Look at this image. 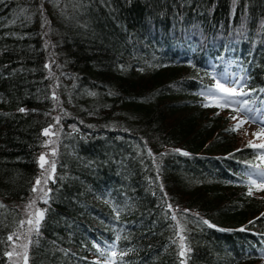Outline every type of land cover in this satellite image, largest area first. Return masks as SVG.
I'll return each mask as SVG.
<instances>
[{
    "label": "trees",
    "instance_id": "obj_1",
    "mask_svg": "<svg viewBox=\"0 0 264 264\" xmlns=\"http://www.w3.org/2000/svg\"><path fill=\"white\" fill-rule=\"evenodd\" d=\"M222 75L264 105V0H0V264H262Z\"/></svg>",
    "mask_w": 264,
    "mask_h": 264
},
{
    "label": "rangeland",
    "instance_id": "obj_2",
    "mask_svg": "<svg viewBox=\"0 0 264 264\" xmlns=\"http://www.w3.org/2000/svg\"><path fill=\"white\" fill-rule=\"evenodd\" d=\"M236 76L230 79H223L221 81V83H224L226 87H234L237 88V90L241 89V84H239V82L237 83V81H235ZM217 83V82H216ZM214 84L213 88L209 89V91H213L215 92V85ZM217 95H221L220 93H216ZM208 100L210 101V98L207 97ZM234 99L236 100H247V96L244 97H235ZM214 103V102H212ZM249 107L255 108V109H264V105H248ZM233 108L237 107V105H233ZM219 112L230 117V115L232 116H236L238 119L237 120H231V123L233 125H237L239 123L240 120H245V115L242 112H235V111H231V109L229 108H218ZM253 115H258V113H253ZM262 119H264V116H261ZM46 130V129H45ZM48 130V135H46L48 138H50L52 136L51 134V130L50 128H47ZM238 135L240 137V144L241 145H246L249 141H252L253 143L256 144H262L264 143V133H261V125L259 123H253L251 120H247L238 130ZM44 133V132H43ZM253 133H261L258 136H254ZM45 135V134H44ZM264 151V150H262ZM52 150L51 149H46L44 151H42L39 156H38V163H39V168H40V176L37 178V180H39L41 183L39 185H37V180L34 183V187L37 188V191H35V193L37 195H35V197H41L40 194V185L41 186V192H42V196L43 194L46 192V188L45 185H47V181L50 180L52 178L53 172H54V168L53 166L50 164V159H49V155L51 154ZM43 156L44 157V166L41 167V161H40V157ZM261 166H262V170H264V161H261ZM255 180H257V185H255L254 188V194H256L257 196H261L264 197V190H260L259 189V180L260 177L254 175L253 177ZM45 188V189H44ZM39 197V198H40ZM31 205V206H30ZM23 207H25L26 209V223H28L29 220L32 221L31 224L35 225L36 224V220L39 219V215L41 212L38 210H34L35 209V205L30 204V202L27 205H24ZM14 248V247H13ZM23 247H15L10 253L12 254L10 256V264H26L25 262V254L24 251L22 249ZM22 249V250H20ZM17 250H20L19 252ZM262 264H264V258L262 259Z\"/></svg>",
    "mask_w": 264,
    "mask_h": 264
},
{
    "label": "snow or ice",
    "instance_id": "obj_3",
    "mask_svg": "<svg viewBox=\"0 0 264 264\" xmlns=\"http://www.w3.org/2000/svg\"><path fill=\"white\" fill-rule=\"evenodd\" d=\"M215 89L216 91H209L208 93H201V95H206L207 97L210 98V103L205 104V107H209V106H215L221 109L224 108H229L231 109V111H235V112H242L245 115V120H240L239 123L237 125H234L232 128L227 129V131L230 132H235L237 131L247 120H251L253 123H259L261 125V133H264V119L261 118V116H264V109H255L252 107H249V101L248 100H236L234 99L235 97H244V96H249L250 93L244 92L242 90H237V88L234 87H226L224 83H221L220 81H217L216 85H215ZM264 91V90H262ZM220 93L221 95H217L216 93ZM214 102V103H212ZM237 105V107L233 108V105ZM21 111H24L23 109H21ZM253 113H258V115H253ZM217 115H219V113H217ZM232 120H237L238 118L236 116H230L229 117ZM261 133H253L254 136H258ZM44 134L48 135V130H44ZM246 147L253 149L255 152H257V155L259 157V159L261 161H264V143L262 144H256L253 143L252 141H249L246 145ZM239 151V149H238ZM185 155H187V153H185ZM40 161H41V167L44 166V157L41 156L40 157ZM255 169H257V171H255V173H249V179L251 184L253 185H257V180L252 179V175H256L260 177L259 180V189L260 190H264V170H260L259 169V165H255L253 166ZM54 168V165H53ZM41 182L39 180H37V185H39ZM33 191H37V188H33ZM45 195H47V193H45ZM248 195H252V190L251 188L249 189ZM46 202V201H45ZM31 206V205H30ZM39 215V219L36 220V225L38 226L40 223V219H42V213L38 214ZM173 219H175V217H173ZM29 224L32 223L31 220L28 221ZM205 224H207V221H204ZM250 223H254L253 221H250ZM212 225H209V227H211ZM243 230V229H241ZM38 231V229H37ZM9 239L11 240L12 237L10 236ZM183 239V238H182ZM24 247L26 248L27 245H24ZM183 249V245L181 246ZM102 256L105 255L104 252L100 253ZM9 256H11L12 254L9 253ZM115 255V253H114ZM123 255V253L121 254ZM181 256L184 255V251L182 250L180 253ZM25 262H27V255L25 254ZM114 264V262H113Z\"/></svg>",
    "mask_w": 264,
    "mask_h": 264
}]
</instances>
